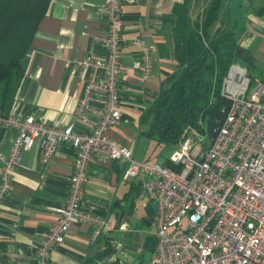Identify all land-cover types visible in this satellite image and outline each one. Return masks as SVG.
Wrapping results in <instances>:
<instances>
[{"label": "crops", "instance_id": "0c3cea01", "mask_svg": "<svg viewBox=\"0 0 264 264\" xmlns=\"http://www.w3.org/2000/svg\"><path fill=\"white\" fill-rule=\"evenodd\" d=\"M182 1L121 0L125 38V71L120 78L122 115L109 133L142 161H165L158 159L157 140L145 132L151 125L145 113L178 65L169 16ZM209 1L192 0L191 16L198 17ZM102 2L51 0L33 36L28 67L11 110L48 123L74 124L81 132L93 128V122L81 120L76 109L85 83L91 78H104L105 71L75 67L69 61L86 54L105 57L106 48L96 39L106 33L108 25L106 16L99 12ZM222 15L244 26L241 45L252 60L239 57L237 62L253 77L264 80V0H224ZM135 35L143 36L152 49L154 66L148 79H143L134 66L140 56V47L131 41ZM97 116L91 113L92 119ZM15 135L14 128L0 125V174L2 155L10 151ZM76 153L77 147L64 141L44 162L40 137L24 151L12 187L0 203L1 264H35V249L43 233L59 217L56 208L66 203ZM143 179V175L123 178V165L118 161L93 162L84 205L103 212L112 227L92 238L94 225L72 224L48 264H152L157 245V205Z\"/></svg>", "mask_w": 264, "mask_h": 264}, {"label": "built area", "instance_id": "2783aa9c", "mask_svg": "<svg viewBox=\"0 0 264 264\" xmlns=\"http://www.w3.org/2000/svg\"><path fill=\"white\" fill-rule=\"evenodd\" d=\"M99 12L108 20L106 33L96 36L106 48L105 57L86 54L69 61L75 67L105 71L104 78L85 83L76 109L81 120L93 122V128L81 132L74 124L48 123L14 110L0 113V125L16 130L10 151L2 155L0 203L12 187L24 151L38 137L44 162L61 142L77 147L66 203L56 208L59 217L43 233L35 264H48L52 251L76 222L94 225L92 238L111 229L110 218L83 201L89 168L96 161L120 162L125 179L144 176L148 195L157 205L152 264H264V80L254 79L234 61L221 89L230 105L209 141L189 133L170 156L178 167L139 160L109 133L122 115L121 0H103ZM131 41L140 47L134 66L148 79L154 66L151 46L141 35ZM91 113L97 118L92 119Z\"/></svg>", "mask_w": 264, "mask_h": 264}, {"label": "trees", "instance_id": "16d2710c", "mask_svg": "<svg viewBox=\"0 0 264 264\" xmlns=\"http://www.w3.org/2000/svg\"><path fill=\"white\" fill-rule=\"evenodd\" d=\"M50 2L0 0V113L11 111L26 72L21 60ZM223 3L210 0L196 18L191 16L192 0L170 12L178 65L145 113L151 118L145 132L159 144H178L193 127L213 136L230 105L221 91L224 77L239 57L252 60L241 45L244 26L222 15ZM164 163L178 167L170 157Z\"/></svg>", "mask_w": 264, "mask_h": 264}, {"label": "rangeland", "instance_id": "374dc122", "mask_svg": "<svg viewBox=\"0 0 264 264\" xmlns=\"http://www.w3.org/2000/svg\"><path fill=\"white\" fill-rule=\"evenodd\" d=\"M256 70H259L258 67ZM253 71H255V69L253 68ZM256 74V72H255ZM191 135L199 138V136H205V141H209V133L208 132H202L201 129L199 128H192L189 132ZM179 145V143H178ZM177 147V143H167V144H159L158 147V153H160V155L158 156V159L161 160H166V158L170 157L172 152L174 151V149Z\"/></svg>", "mask_w": 264, "mask_h": 264}, {"label": "water", "instance_id": "95a60500", "mask_svg": "<svg viewBox=\"0 0 264 264\" xmlns=\"http://www.w3.org/2000/svg\"><path fill=\"white\" fill-rule=\"evenodd\" d=\"M30 54H31V50L29 49L28 53L21 60V64L25 69L28 67V63L30 60Z\"/></svg>", "mask_w": 264, "mask_h": 264}]
</instances>
